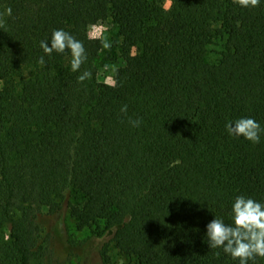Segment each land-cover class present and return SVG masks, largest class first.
Returning a JSON list of instances; mask_svg holds the SVG:
<instances>
[{
    "label": "trees",
    "instance_id": "obj_1",
    "mask_svg": "<svg viewBox=\"0 0 264 264\" xmlns=\"http://www.w3.org/2000/svg\"><path fill=\"white\" fill-rule=\"evenodd\" d=\"M163 1L0 0V264H31L40 209L58 222L67 210L128 264H239L205 233L231 223L237 196L264 204V131L254 144L225 128L248 117L264 130V0ZM108 18L122 87L98 80L89 36ZM58 29L83 43L76 72L68 50L40 47Z\"/></svg>",
    "mask_w": 264,
    "mask_h": 264
},
{
    "label": "rangeland",
    "instance_id": "obj_2",
    "mask_svg": "<svg viewBox=\"0 0 264 264\" xmlns=\"http://www.w3.org/2000/svg\"><path fill=\"white\" fill-rule=\"evenodd\" d=\"M169 5V0L163 1L164 9H168ZM89 36L102 41L98 80L122 87V82L115 78V71L124 65L119 50L121 38L117 34L116 25L108 18L90 27ZM105 42L111 46L104 48ZM221 49V41L210 45L205 60L214 62ZM60 218L62 221L58 222L45 209H40L31 216V264H128L131 261L109 242V237L95 239L92 237V228L77 230L75 221L69 217L67 210L62 212ZM67 238L73 240L74 245L68 244L65 241Z\"/></svg>",
    "mask_w": 264,
    "mask_h": 264
},
{
    "label": "clouds",
    "instance_id": "obj_3",
    "mask_svg": "<svg viewBox=\"0 0 264 264\" xmlns=\"http://www.w3.org/2000/svg\"><path fill=\"white\" fill-rule=\"evenodd\" d=\"M241 7H256L260 0H233ZM7 14L11 15V9H7ZM111 45L107 42L104 48ZM40 47L45 55L64 53L68 50L71 54V71L76 72L81 65L86 62L87 55L83 43L63 29L54 30L47 41H41ZM41 65L45 64L44 57L38 60ZM92 73L84 71L77 77L78 82L91 79ZM121 113L127 114V105L120 109ZM133 127H138L140 119L129 120ZM226 131L235 138L243 137L252 142L259 143L261 129L259 123L253 118H239L234 122L225 125ZM231 223L226 224L222 219L214 218L206 225V237L209 248H222L223 252L238 259L239 264H248L249 260L256 257L264 258V204L258 203L251 198L237 196L231 207ZM218 256L219 253H216Z\"/></svg>",
    "mask_w": 264,
    "mask_h": 264
}]
</instances>
